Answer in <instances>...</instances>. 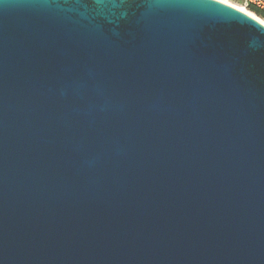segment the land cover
Instances as JSON below:
<instances>
[{
  "label": "water",
  "instance_id": "obj_1",
  "mask_svg": "<svg viewBox=\"0 0 264 264\" xmlns=\"http://www.w3.org/2000/svg\"><path fill=\"white\" fill-rule=\"evenodd\" d=\"M0 264H264V24L0 0Z\"/></svg>",
  "mask_w": 264,
  "mask_h": 264
},
{
  "label": "built area",
  "instance_id": "obj_2",
  "mask_svg": "<svg viewBox=\"0 0 264 264\" xmlns=\"http://www.w3.org/2000/svg\"><path fill=\"white\" fill-rule=\"evenodd\" d=\"M230 1L237 2V0ZM242 5H244L245 8H249V6H254L264 13V0H242Z\"/></svg>",
  "mask_w": 264,
  "mask_h": 264
},
{
  "label": "bare ground",
  "instance_id": "obj_3",
  "mask_svg": "<svg viewBox=\"0 0 264 264\" xmlns=\"http://www.w3.org/2000/svg\"><path fill=\"white\" fill-rule=\"evenodd\" d=\"M221 1H223V2H225V3H227V4H229V5H231V6H233V7H235L236 9H238V10H240V11L246 13V14H248L249 16L255 18L256 20H258V21L261 22V23H262V21H264V20L259 19V17H257L254 13L249 12V11L247 10V8H245V7H239V6L235 5V4H233L234 2L229 1V0H221ZM262 24H264V23H262Z\"/></svg>",
  "mask_w": 264,
  "mask_h": 264
},
{
  "label": "trees",
  "instance_id": "obj_4",
  "mask_svg": "<svg viewBox=\"0 0 264 264\" xmlns=\"http://www.w3.org/2000/svg\"><path fill=\"white\" fill-rule=\"evenodd\" d=\"M249 11L254 13L257 17L264 19V13L254 6H249Z\"/></svg>",
  "mask_w": 264,
  "mask_h": 264
},
{
  "label": "rangeland",
  "instance_id": "obj_5",
  "mask_svg": "<svg viewBox=\"0 0 264 264\" xmlns=\"http://www.w3.org/2000/svg\"><path fill=\"white\" fill-rule=\"evenodd\" d=\"M235 3H236V4H235ZM233 4H235V5L239 6V7H244V5H242V2H239L238 0H237V2L234 1ZM247 10L249 11V8H247ZM249 12H250V11H249ZM259 19L264 20V19H262V18H259Z\"/></svg>",
  "mask_w": 264,
  "mask_h": 264
},
{
  "label": "crops",
  "instance_id": "obj_6",
  "mask_svg": "<svg viewBox=\"0 0 264 264\" xmlns=\"http://www.w3.org/2000/svg\"><path fill=\"white\" fill-rule=\"evenodd\" d=\"M239 2H242V0H238ZM236 4V3H235Z\"/></svg>",
  "mask_w": 264,
  "mask_h": 264
},
{
  "label": "snow or ice",
  "instance_id": "obj_7",
  "mask_svg": "<svg viewBox=\"0 0 264 264\" xmlns=\"http://www.w3.org/2000/svg\"><path fill=\"white\" fill-rule=\"evenodd\" d=\"M262 23H264V21H262Z\"/></svg>",
  "mask_w": 264,
  "mask_h": 264
}]
</instances>
